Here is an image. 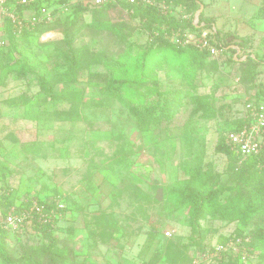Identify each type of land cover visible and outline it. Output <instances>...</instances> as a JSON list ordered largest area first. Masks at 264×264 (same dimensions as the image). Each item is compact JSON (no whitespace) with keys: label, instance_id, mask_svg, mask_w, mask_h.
I'll list each match as a JSON object with an SVG mask.
<instances>
[{"label":"rangeland","instance_id":"obj_1","mask_svg":"<svg viewBox=\"0 0 264 264\" xmlns=\"http://www.w3.org/2000/svg\"><path fill=\"white\" fill-rule=\"evenodd\" d=\"M172 1L147 4L179 20L168 31L120 3L67 0L53 25L24 38L9 21L0 35V207L62 203L53 235L81 254L76 264H264V241L252 240L249 226L238 235L235 221L208 215L196 233L189 209L174 201L183 165L200 154L202 169L213 172L205 188L228 186L221 197L234 202L251 188L243 160L214 147L245 101H264V0ZM7 2L15 11L20 4ZM200 8L209 25H197ZM203 33L217 54L202 46ZM240 40L234 62L216 46ZM203 94L216 117L191 115L193 96ZM168 98L180 99L178 111L150 130L127 110ZM20 236L9 242L13 260L45 244L31 232Z\"/></svg>","mask_w":264,"mask_h":264},{"label":"trees","instance_id":"obj_2","mask_svg":"<svg viewBox=\"0 0 264 264\" xmlns=\"http://www.w3.org/2000/svg\"><path fill=\"white\" fill-rule=\"evenodd\" d=\"M8 1V0H6ZM166 3H173L172 0H164ZM193 5L196 6L197 3L202 4L200 0H190ZM9 2L6 3L8 5ZM59 4H67V0H58L56 4L50 5L53 10L59 8ZM82 5V4H81ZM113 3H108L101 6H113ZM121 7H126L131 9L136 16H141L143 18H148L150 23H158L166 25V30L168 31L171 28L179 27L181 24L179 20L168 14V16L163 15L158 8L154 6H149L143 3L135 4H126L120 3ZM24 7L37 8L38 4H35L33 1L31 4L22 5ZM21 6H17L14 10V7L10 6L13 11L18 16H22L20 9ZM79 6V4L77 5ZM198 24L204 22L205 25H209V22L206 18H203L202 12L199 14ZM59 16L55 14L53 20L49 23H38L34 27H25L19 34L20 36L27 38L32 31L42 30L47 26L53 25ZM184 26L196 28L192 23L188 22ZM160 38L157 36L155 39ZM160 40V39H159ZM244 41L240 40L239 42L227 43L226 46L223 45L220 41L217 43V47H227L230 50L229 60L235 61L233 57L237 49L241 51L245 48ZM233 46H236L233 47ZM256 57V55H254ZM237 57L236 59H238ZM247 59H252L248 54ZM74 61V59H72ZM39 79L44 78L43 75L38 76ZM124 80H112L108 86L107 91L113 92L114 83H122ZM118 85L114 86V89H118ZM194 108L192 109L191 115H198L203 118H213L216 117L217 113L214 110L213 105H211L210 96L207 95H196L193 96ZM247 101L258 102L260 100L250 99ZM244 102L245 103L247 102ZM180 99H166L158 108H139L135 105H130L127 108L129 114L133 120L142 126L146 130H150L154 126H157L162 121L169 122L180 107ZM244 108V106H243ZM243 125L242 116L235 118L230 124L229 131L238 130ZM225 133L221 132L217 143L214 147L215 152L219 154H226L231 156L234 154L230 150L229 146L226 143ZM196 157L197 161L190 160L187 161L186 165H183L182 170L187 178L181 180L177 183V187L174 190V201L176 208L179 209H189L190 211V226L191 229L196 233L201 232V220L207 217H219L220 219L227 221H235L237 227H239L238 235L243 234L242 227L249 226V233L251 234L252 240H255L256 237H259L261 241H264V146L262 147L260 153L256 155H251L243 159L242 166L240 169H245L248 171L247 179L252 180L251 188L246 196V198L239 202L232 201L231 197L225 196L221 197L226 189H231L228 186L218 187L216 189L212 187H207L205 180L213 174L212 170L206 169L203 170L201 167V154L200 157ZM201 186V187H200ZM221 197V198H220ZM36 200V199H35ZM32 200L26 201L22 204L24 207L28 206ZM38 203L44 205H50L47 201L36 200ZM13 204V203H11ZM11 204L6 203L4 207H0V217L4 216L8 211ZM55 225H38L36 222L32 221L25 225L21 232L18 233H9L3 229H0V259H2L6 264H76L81 254H79L76 248L67 246L65 243L61 242L58 237L53 235ZM31 232L36 237L43 238L45 244H41L40 247L33 250V256L26 258H18L17 260L12 259V247L9 246L11 238L21 237L22 234H27ZM249 234V235H250ZM155 235L152 233L148 234L146 241L144 242L140 254L141 257L148 252L151 242L153 241ZM48 242V243H47ZM86 255V254H84ZM220 264H231L228 260L227 262L221 261ZM146 264V262H142Z\"/></svg>","mask_w":264,"mask_h":264},{"label":"built area","instance_id":"obj_3","mask_svg":"<svg viewBox=\"0 0 264 264\" xmlns=\"http://www.w3.org/2000/svg\"><path fill=\"white\" fill-rule=\"evenodd\" d=\"M33 1L19 0V3L28 5ZM92 2L95 5L107 3L151 4V0H92ZM57 12L47 4L41 3L28 16L22 17L14 13L9 5L4 3V0H0V35L3 33L5 24L9 21L20 32L25 27H34L38 23L51 22ZM202 35V46L207 47L211 54H217L218 49L208 43L205 33ZM242 119V127L230 131L225 138L230 150L243 160L248 156L260 153L264 146V101H247L243 108ZM63 208L62 203L56 202L52 207L36 201L30 202L26 207L23 205H10L6 214L0 217V229L9 233H18L22 231L26 224L32 221L40 226L55 225L56 213L60 215ZM165 235H170V232L166 231Z\"/></svg>","mask_w":264,"mask_h":264},{"label":"water","instance_id":"obj_4","mask_svg":"<svg viewBox=\"0 0 264 264\" xmlns=\"http://www.w3.org/2000/svg\"><path fill=\"white\" fill-rule=\"evenodd\" d=\"M201 11H202V8L199 9L198 14H199ZM157 198H158V199L161 198V191H160V190H159V192H158V196H157Z\"/></svg>","mask_w":264,"mask_h":264}]
</instances>
